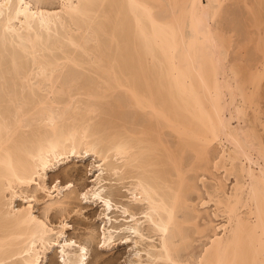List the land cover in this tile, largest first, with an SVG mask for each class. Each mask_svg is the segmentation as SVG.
<instances>
[{"label": "bare ground", "instance_id": "1", "mask_svg": "<svg viewBox=\"0 0 264 264\" xmlns=\"http://www.w3.org/2000/svg\"><path fill=\"white\" fill-rule=\"evenodd\" d=\"M204 1L0 0V264H43L54 247L52 264H88L87 243L49 218L75 185L47 183L86 156L98 175L81 197L103 208V247L131 240L132 264H264V0H233L234 60L232 30L212 24L231 0ZM112 176L127 194L104 191ZM210 203L222 221L201 225Z\"/></svg>", "mask_w": 264, "mask_h": 264}, {"label": "rangeland", "instance_id": "2", "mask_svg": "<svg viewBox=\"0 0 264 264\" xmlns=\"http://www.w3.org/2000/svg\"><path fill=\"white\" fill-rule=\"evenodd\" d=\"M231 1L229 2L231 5L228 2L225 3L224 8L226 6L227 9L225 8L224 10L223 8L224 10L223 16L221 15L222 17H220V19L218 18L219 20L218 19L213 20L212 24L214 26H219L220 28L222 27L224 29L223 31L232 30V33L235 38H233V42H232L233 47L230 46V49L231 48L232 49L229 50L228 52L229 53L228 59L234 60L238 58L242 52V51L240 52L238 51L239 44L242 41H245V40H242L243 22H244V19L242 17L244 16L245 11H244L243 6L239 4L237 1L235 2H233V0ZM204 2L206 3V0ZM239 22H240V25H239ZM248 49L247 51L245 50L243 51L244 54L246 55V58L248 55L250 56V52H251V56L255 58L257 56V52L254 50L255 48L253 44L249 45ZM251 56L250 58H248L249 60L252 59ZM260 106H261V110L263 111L264 93H262V99H260ZM250 113H252V111ZM233 121L232 122L234 126L238 124L237 120H233ZM98 164L99 163L97 162V159L92 156H86L85 158L71 157V159L65 162L64 164L60 163V165L54 167V169L49 170L48 175H47V183L49 186H53L57 180H60L62 182L61 183L62 186L66 185L69 182H72L75 185L74 187L75 195L73 194L74 198H72L71 202L66 206V211L54 209L51 212H49V218L52 222V225L54 226L60 225V223L65 220L69 224L67 236H69V238L77 239L80 242L82 241V242L87 243L88 248H89L88 264H130L131 263L130 260L135 259V256H134L135 252L133 251L135 250V248H134L133 242L130 240L128 243H126V241L124 240L123 241L117 240L111 247L107 245H106V248L103 247L104 243L102 241V237H103L102 231H103V227L105 226L103 213H102L103 208L100 205H97V203H94L93 197L91 195H90V198L88 195L89 199L88 198L82 199L83 197H81L82 193H86L88 190L93 188L96 175H98V172H97ZM212 171L213 173L211 175L209 173L205 174L206 176L203 175L204 181L206 180L205 185L207 186V189L210 188L213 184L217 183L218 177H222L223 175L222 171L221 172H218V171L216 172L215 170H212ZM107 177H110V176H107ZM112 177H111V182L110 180L107 181L108 183L107 185H105L107 187H104L107 189H104V191L106 190L108 192L110 191L109 189L117 187L118 189L122 190L123 193L127 194V192L125 191H127V189L129 188V183L125 181L124 184L123 183L121 184V182L116 181L117 176L116 177L112 176ZM231 181L232 179L228 181L229 185ZM198 188H199V193L193 192L191 194L193 201L197 203L200 202V199L197 200V198H199V195L201 196V198L204 197L203 198L204 200L208 198L207 191H206L207 189L205 190V187L200 180H198ZM30 189L32 191V188ZM30 189H27L25 191H28V193L29 192L31 193ZM43 196H44L43 193H38V198L40 202L35 203V212L37 215H40V216L44 215L45 198ZM119 199H114V202L118 201ZM23 203H24V200L22 199H18L16 201V204L18 206L22 205ZM198 208L200 210L203 209L202 210L203 212L201 213V216L199 218L201 219L199 220L201 225H204L206 220L208 221L209 219L215 220L216 224L221 223L222 218L215 217L213 215L214 209H215L214 203H210L206 205L205 207L200 205L198 206ZM118 215H120V210L118 212L116 211V213L113 214V216H115L114 219ZM90 232L94 233V235L92 234L93 240H90L92 242L89 243L88 235L91 234ZM145 233L147 232L145 231ZM195 235L193 237L195 238V241L193 242V245L191 248L193 250L192 253H197L201 249L202 243L205 242V239L203 238H200V237H199L200 239L196 238L198 237V234H195ZM58 254H59V249L57 247L52 248L51 251L48 253V256L45 258L43 264H52V262L59 261L60 254L59 256ZM145 258L142 259L144 261L143 264H146L147 262Z\"/></svg>", "mask_w": 264, "mask_h": 264}]
</instances>
